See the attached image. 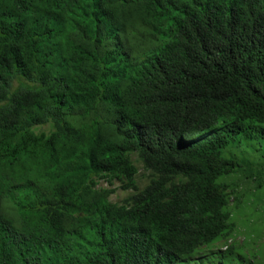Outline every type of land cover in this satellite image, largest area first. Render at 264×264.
I'll return each instance as SVG.
<instances>
[{"label": "trees", "instance_id": "trees-1", "mask_svg": "<svg viewBox=\"0 0 264 264\" xmlns=\"http://www.w3.org/2000/svg\"><path fill=\"white\" fill-rule=\"evenodd\" d=\"M245 138L264 164V0H0V264L195 257L240 217L220 180L244 172L225 150ZM132 156L151 214L107 190L80 208L94 177L135 189ZM40 179L55 214L25 200Z\"/></svg>", "mask_w": 264, "mask_h": 264}, {"label": "rangeland", "instance_id": "rangeland-1", "mask_svg": "<svg viewBox=\"0 0 264 264\" xmlns=\"http://www.w3.org/2000/svg\"><path fill=\"white\" fill-rule=\"evenodd\" d=\"M256 143L255 139L245 138L242 145L237 143L235 147L225 150L227 158L234 159L244 166V172L220 180L222 184L230 187L229 210L232 212L238 203L241 205L240 210L234 212L240 217L232 220V235L228 239L215 242L186 264H264V253L261 252L264 247V197L255 193L258 187L256 181L258 182L259 178H246L251 173H261L264 176V164L259 162L255 154L258 148ZM132 164L137 171L138 186L143 189L150 183L151 173L146 171L136 156H132ZM97 185L105 186L101 181ZM128 195L115 191L110 200L120 203ZM258 224L261 225L263 233L257 229ZM230 248L232 251H229Z\"/></svg>", "mask_w": 264, "mask_h": 264}, {"label": "clouds", "instance_id": "clouds-1", "mask_svg": "<svg viewBox=\"0 0 264 264\" xmlns=\"http://www.w3.org/2000/svg\"><path fill=\"white\" fill-rule=\"evenodd\" d=\"M104 12L109 14V15H111L113 18H118L116 12L114 11V9L112 7H109V8L105 7ZM127 18L129 20H132L133 22H135L136 26L139 27L140 29H142L147 36H153L155 39H157L160 48H162L163 46L166 45L161 40L160 32L152 34L149 31V28L146 25V23H145V21L143 20L142 17H132V18L127 17ZM146 171H148V170H146ZM148 172L151 173V178L152 179H151L150 183L146 187H144L143 189H140L139 186H138L137 177H136L137 176V171H136V175L134 176V180H135V183H136L135 189L134 188L125 189V187H124L125 184H126L125 181L124 182H119V181H115L114 180V181L109 182L108 180L103 179L101 177H94L92 180L95 183V187L93 186V184L88 183L85 187H79V188H76L74 190V191L77 192V195L79 197V206H80V208L84 209V208H86V207H88L90 205L91 200H92V198L94 196L95 190H97L98 192H100L102 190H107L109 192V196L107 198V203L109 205L115 206L117 208H122V207L131 205V206H133L135 208L136 212L139 215H141V216L150 215L151 214V210H150L151 202H142V201H140L138 199V196L140 194H142V193H146L145 190L147 189V187H149V185L153 182V180L156 179L155 175L153 174V172L151 170H149ZM99 181H101L105 186L99 187L97 185ZM175 183L177 185H179L181 183L184 184L185 181L184 180H178V181H175ZM136 187H137V189H136ZM24 191H25V200H26V196L28 194H33L36 197L39 205L45 211H47L51 215L55 214L54 210L51 209V208H54V207L49 202V198H48V195H49L48 182H45L44 180L40 179L39 182L37 183V185H32V189L31 188L24 189ZM115 191H119V192H122V193H127L129 195L124 200H122L120 203H113L110 200V198H111L112 194ZM22 203H23L22 200L18 196L17 205L18 204H22ZM26 203H27V201H26ZM59 207H60V205H59ZM213 244H211L210 246H212ZM210 246H208V247H210ZM208 247L202 248L198 252V254L195 257H193V258L183 259V260L178 259L177 262H172L171 264H186V263H188V260L196 258L203 250H205Z\"/></svg>", "mask_w": 264, "mask_h": 264}]
</instances>
